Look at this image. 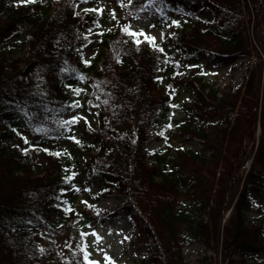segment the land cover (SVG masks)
<instances>
[{"label":"trees","instance_id":"16d2710c","mask_svg":"<svg viewBox=\"0 0 264 264\" xmlns=\"http://www.w3.org/2000/svg\"><path fill=\"white\" fill-rule=\"evenodd\" d=\"M103 1L0 0V264H117L89 244L109 195L147 247L139 264H186L192 241L205 248L199 264H216L212 250L224 264H264V60L249 54L247 0H114L122 18L90 37ZM254 3L264 49V0ZM144 9L162 38L137 44ZM92 41L101 51L88 59ZM244 54L259 60L239 84L207 79L203 55L233 65ZM78 107L96 124L73 120ZM157 126L161 146L148 152Z\"/></svg>","mask_w":264,"mask_h":264},{"label":"rangeland","instance_id":"374dc122","mask_svg":"<svg viewBox=\"0 0 264 264\" xmlns=\"http://www.w3.org/2000/svg\"><path fill=\"white\" fill-rule=\"evenodd\" d=\"M11 1L16 4H21L28 0ZM244 6L245 13L248 17V25L250 30L248 32L249 37L251 38V49L253 50L249 52V54L252 53L251 55L254 57L257 54L259 59L263 61L264 49L261 47L258 41V29L256 26L260 18L257 16L258 12L256 11L254 0H247L246 5ZM92 11L99 14L100 17L98 19L99 25L94 29L95 31L93 30L88 32V35L90 37H93L94 33L97 31L102 32L109 29L114 24L116 17L122 18V11L114 0H104L102 3L95 5ZM201 14L206 18L211 17L204 10H202ZM172 17L178 20L186 19L185 13L183 12H174L172 13ZM131 27L135 31V41L137 44H140L145 37L153 41H158L162 37V26L160 24V19L152 10L139 11ZM100 51V43L98 41H92L85 48L84 56L88 59H92L95 58V56H97ZM242 56H244L243 59L240 58L241 60L233 65H213L212 62L209 61V58L205 55L200 58V61L208 64L209 66L208 67L206 65L208 67L207 79L221 86H224L230 82L239 84L242 81L244 73L251 61L259 60L255 58L253 59L248 54H244ZM188 97L189 93L183 92L175 98L174 104L182 105ZM178 112H181V108L176 109V114L174 116L175 119H179L182 117L181 113L178 114ZM70 116L73 120H78L80 123L86 120L89 123L96 124L94 117L89 114L86 109L82 110L79 107L75 108ZM76 123L72 125L73 128L77 127ZM162 129V126H157L152 127L148 130L149 140L146 145V149L148 152H153L155 149L161 146L162 142L159 139V134L163 133ZM256 135L257 140L254 139L250 143V156L247 163L248 166H246L247 168H245L247 169L246 171H249L250 169V164L254 156L253 154L256 150L258 140L260 139V126L257 129ZM91 191L94 193H98L100 192V187L96 184L92 185ZM258 204L264 207L263 202H258ZM120 206L121 204L119 200L114 195L104 196L98 201L95 208L99 213L105 214V216L90 231V249L92 251L94 259L98 262L103 261L106 257H109L117 264H139L146 256L147 247L144 244L132 243L131 236L133 221L127 212L119 210ZM229 211L226 212L227 214H224V229L229 222ZM256 214L257 212H250V219H252ZM208 252L209 251H207V253ZM205 253L206 252L204 246L195 241L190 242L183 249L186 264H199V260L205 255ZM208 255H212L213 257L216 256V264H224L221 251L213 252L212 250V252H209ZM46 264L55 263L48 262Z\"/></svg>","mask_w":264,"mask_h":264},{"label":"bare ground","instance_id":"6f19581e","mask_svg":"<svg viewBox=\"0 0 264 264\" xmlns=\"http://www.w3.org/2000/svg\"><path fill=\"white\" fill-rule=\"evenodd\" d=\"M228 218H229V216H228Z\"/></svg>","mask_w":264,"mask_h":264}]
</instances>
